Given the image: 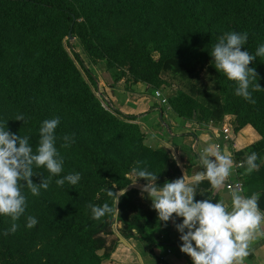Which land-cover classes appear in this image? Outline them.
Segmentation results:
<instances>
[{"label": "trees", "instance_id": "1", "mask_svg": "<svg viewBox=\"0 0 264 264\" xmlns=\"http://www.w3.org/2000/svg\"><path fill=\"white\" fill-rule=\"evenodd\" d=\"M165 1L172 3L176 16L191 28L197 38L208 43L209 54L217 41L211 34L210 26L214 19L208 10L214 14L230 11L239 14L240 24L232 31L248 33L249 38L242 51L254 55V41L263 38L264 44V0H0V125L6 127L10 119L17 132L31 131L37 134L44 120L59 118L55 135L56 147L64 157L63 169L65 166L66 169L79 167L81 173L80 185L75 186L67 182L63 187L56 185L55 181L66 176L65 173L52 176L48 190L41 189L39 196L31 197L33 206H39L40 211L47 209L51 212L53 207L48 209L49 204L57 202V197L61 200L64 197L69 202L78 201L83 193L82 182L85 179L121 176L123 170L127 169L126 162L135 161L136 167L146 168L162 179L164 165L169 161L167 153L146 146L145 134L140 126L130 123L134 119L132 116L122 115L123 119H118L104 110L80 69L96 89L94 78L77 53L72 51L74 58L67 53L63 39L70 34L85 44L90 36H95L99 25L123 17L129 18L134 31L144 33L149 29L150 15L158 13V7ZM206 1L210 6L205 4ZM161 26L164 39L161 43L153 41V48L164 55L181 40V35L167 16L161 18ZM260 65L264 66V57H257L249 67ZM164 66H173L176 72L183 75L191 70L176 57L168 58ZM208 72L220 84L223 96L220 98L211 93L204 95L211 110L210 115L215 121L225 115L233 116L236 124L234 131L250 125L262 137L250 149L236 153V157L243 162L246 155L257 153L259 169L250 175L242 173V180L247 185H264V90L261 116L254 121L248 113L250 103L235 95L236 82L228 80L215 66L208 67ZM258 81L264 89V67ZM6 105L12 111L9 117L5 116L2 109ZM18 114L24 115V122L15 120ZM64 135H74L75 142L68 148L62 147ZM29 142L35 151L38 145H35L36 140L30 138ZM170 167H173L172 164ZM33 171L36 174L33 177L39 181L51 175L43 167L34 166ZM73 171L76 173L75 169ZM122 210H119V215ZM5 218L0 215V241L7 242V250L12 254L21 252V249L13 251V247L30 251L29 248L33 247L29 238L32 228L27 231V219L20 217L19 227L9 240L4 233L11 224H7L9 221ZM36 219L41 220L40 213ZM102 232L110 233L108 215L95 220L92 214L73 213L63 234L68 242L67 255H59L65 258L55 257L59 250L56 235L59 232L55 234L49 231L47 242L42 243L45 248L33 253L37 259L35 264H43L44 259L49 262L51 257V263L57 262L58 258L61 264H100L102 258L107 257L105 253H97L103 248V240L99 236ZM146 241L151 244L149 239ZM16 254L17 262L23 264L21 253ZM127 254L119 251L120 257H126Z\"/></svg>", "mask_w": 264, "mask_h": 264}, {"label": "rangeland", "instance_id": "2", "mask_svg": "<svg viewBox=\"0 0 264 264\" xmlns=\"http://www.w3.org/2000/svg\"><path fill=\"white\" fill-rule=\"evenodd\" d=\"M205 4L209 5L207 1ZM208 14L214 19L210 28L211 34L217 42L221 35L231 32L234 27L240 24L239 14L233 11L225 14H214L211 10H208ZM163 16H167L172 20L174 29L181 35V40L174 45L170 52L168 51L169 53L167 52L164 55L153 48V41L161 43L165 36L161 26ZM197 37L191 28L179 16H176L172 3L165 1L158 7V13L155 12L150 15V26L144 33L134 31L131 28L129 18L123 17L99 25L95 36H90L85 44L81 43L77 37L69 34L63 39V46L72 58H74L72 51L79 55L96 82V89H94L80 69L91 91L101 101L104 110L118 119H123L122 115H129L120 111L117 105L119 100L127 102V104L130 103V105L136 102L141 105L159 107L158 110L161 116L169 114L184 123L188 122L203 126L204 123L209 121L216 122L213 116L210 115L211 110L207 106L204 95L211 93L220 98L223 96L220 84L214 75L208 72V67H214V61L209 54L208 43ZM262 40L263 38L256 39L252 47L256 50L262 45ZM170 57L181 60L188 69H191L190 72L183 75L176 72L173 66L165 67L164 62ZM263 67V65H260L255 68L258 73V80L263 72ZM252 97L256 103H250L248 113L256 121L261 116L263 90L252 92ZM2 109L6 117L12 114L9 106H2ZM147 109L148 106L137 112V115L145 113ZM229 117V120L224 118L221 120L230 122V129L233 132L236 127L235 118L233 116ZM7 123V129L11 133L18 136H28L36 140L35 145L38 144L39 133L34 134L31 131L17 132L10 119L7 120ZM130 123L138 125L135 119L131 120ZM258 136L260 141L262 137L259 133ZM79 164L78 161V166ZM125 165H127V169L123 170L121 176L85 179L82 182L83 193L78 201L69 202L64 197L61 200L55 192L57 202L49 204L48 209L53 207L51 212L47 209H41L40 211L39 206L34 207L31 200L32 194L26 187H23L22 190L27 197L26 211L23 217L26 219L28 216L36 218L39 213L41 214V220L37 219L38 225L36 224L29 233L30 243L33 246L29 248L30 251L23 248H12L13 251L14 249H21L20 258L24 260L23 264L36 263L37 259L33 257V253L36 250L45 248L42 243L48 239L49 231L55 234L59 232L56 234L59 250H56L55 257L67 255L66 246L68 242L63 234H65L66 225L71 221L73 213L91 215L89 204L102 206L105 202L115 208L116 205L112 198L102 189L119 192L120 188L127 187V193L120 198L117 205L119 210H122L124 205L121 214L114 212L108 215L110 233L102 232L99 234L103 240V248L98 250L97 253L107 255V257L102 258L100 264H118L121 260L118 249L123 246L119 242L118 236L126 241L136 239L142 242L151 238L154 231L152 227L156 225L157 218L155 210L152 208L151 199L148 198L146 193L143 194V197L141 195L142 186L147 182L144 180L136 182L137 177L131 174V169L136 167L135 161L126 162ZM74 169L80 173L79 167ZM74 169L71 167L66 169L65 166L61 175L74 173ZM32 180L36 184L41 183L34 177H32ZM162 182L160 176H158V186H162ZM113 185L116 187L113 188ZM52 199L55 200V198ZM5 219L9 221L7 224L12 223L10 217L6 216ZM18 221L16 223L19 225ZM29 229L27 227V231ZM11 235L15 234H8L9 240L13 238ZM23 243L25 244V242ZM8 247L7 242L0 241V264H20L16 258V253H20L12 254L7 250ZM59 257L61 259L65 258ZM52 258L49 262L44 259L42 263L61 264V262H58V258H56L57 262L51 263Z\"/></svg>", "mask_w": 264, "mask_h": 264}, {"label": "clouds", "instance_id": "3", "mask_svg": "<svg viewBox=\"0 0 264 264\" xmlns=\"http://www.w3.org/2000/svg\"><path fill=\"white\" fill-rule=\"evenodd\" d=\"M248 38L247 32H226L218 38L210 55L214 58L215 69L228 80L236 82L235 95L255 104L252 92L264 89L258 83L256 69L249 65L257 57H264V44L256 49L254 55L242 51ZM15 120L24 122L25 117L18 114ZM59 123V118L42 122L35 151L29 142L30 137L18 136L11 133L7 126L0 125V215L8 216L12 221L5 235L17 231L19 225L16 222L26 211L27 197L22 188L26 187L33 196H39L41 189L48 190L51 177L59 176L63 171L64 157L56 147L55 131ZM62 139L64 148L75 142L74 135H64ZM198 155L201 171L189 176L185 170L181 178L165 181L162 186L157 184L158 176L146 168L134 167L131 174L137 177L136 182H147L142 186V197L146 193L151 199L159 221L167 223L172 220L180 233V251L187 254L193 264H244L245 258L250 255L251 244L264 238V211L259 207L260 193L245 195L236 185L229 189L230 204L223 199L217 203L209 198L196 201L197 189L204 181H208L216 192L225 189L234 165L231 153L222 151L218 144L208 143ZM172 158L176 159L175 156ZM257 159L255 152L246 155L238 165L245 168L243 175H250L259 169ZM34 166L46 168L51 175L43 178L40 184L34 183ZM177 166L181 167L178 161ZM80 180L81 174L76 172L57 179L55 183L59 187L66 182L75 186ZM102 191L107 192L116 206L114 208L107 202L102 206L89 204L95 220L119 212L117 205L120 198L126 195L127 187L120 188L119 192L110 189ZM174 216L182 218V223H175ZM37 223L35 217H27L28 228H33Z\"/></svg>", "mask_w": 264, "mask_h": 264}, {"label": "crops", "instance_id": "4", "mask_svg": "<svg viewBox=\"0 0 264 264\" xmlns=\"http://www.w3.org/2000/svg\"><path fill=\"white\" fill-rule=\"evenodd\" d=\"M127 96V95H126ZM128 100V99H127ZM134 104H136L134 106ZM119 109L124 114L132 116L145 134L144 142L148 148L156 151H165L169 161L165 167L162 176V185L165 181H174L181 178L184 171L188 175H194L202 170L199 162L198 153L208 143L218 144L222 151L230 152L234 161L231 175L226 184L230 182H240L243 185L242 194L251 195L252 192L260 193L259 207L264 211V185L251 184L247 185L242 180L241 161H238L236 153L250 149L259 141L258 133L250 126L246 125L238 131H231L230 122L226 121H209L203 126L193 123H184L171 115H160L159 107L151 105H141L134 102L133 105L123 101H117ZM145 113L137 115V112L147 107ZM167 118V119H166ZM229 120V115L223 117ZM228 129L229 140H223L222 129ZM175 156L174 160L172 157ZM177 161L181 167L177 166ZM172 164V168L170 167ZM212 199L211 202L217 203L223 199L225 203L230 204L229 191L223 189L219 192L214 191L208 181L202 182L195 197L196 201ZM156 215V225L149 241L129 240L126 241L128 246L122 245L119 251L127 252L124 257H120L118 264H193L191 258L180 251L182 241L180 233L177 231L175 224L161 222ZM175 223H182V218L173 217ZM244 264H264V238L254 241L250 246V255L245 258Z\"/></svg>", "mask_w": 264, "mask_h": 264}, {"label": "built area", "instance_id": "5", "mask_svg": "<svg viewBox=\"0 0 264 264\" xmlns=\"http://www.w3.org/2000/svg\"><path fill=\"white\" fill-rule=\"evenodd\" d=\"M222 132H223V140L228 141L230 139L229 135H228V129L227 128H223ZM236 185H239V187H240V189L242 191L243 185L240 182H230V183L227 184L226 189L229 191V189L231 187L236 186Z\"/></svg>", "mask_w": 264, "mask_h": 264}, {"label": "water", "instance_id": "6", "mask_svg": "<svg viewBox=\"0 0 264 264\" xmlns=\"http://www.w3.org/2000/svg\"><path fill=\"white\" fill-rule=\"evenodd\" d=\"M118 240L122 245L128 246L126 240H124L122 237L118 236Z\"/></svg>", "mask_w": 264, "mask_h": 264}]
</instances>
